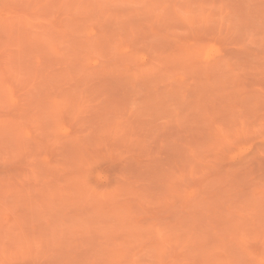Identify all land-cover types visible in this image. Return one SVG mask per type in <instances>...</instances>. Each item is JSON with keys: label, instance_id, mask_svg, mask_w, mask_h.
<instances>
[{"label": "rangeland", "instance_id": "rangeland-1", "mask_svg": "<svg viewBox=\"0 0 264 264\" xmlns=\"http://www.w3.org/2000/svg\"><path fill=\"white\" fill-rule=\"evenodd\" d=\"M0 264H264V0H0Z\"/></svg>", "mask_w": 264, "mask_h": 264}]
</instances>
